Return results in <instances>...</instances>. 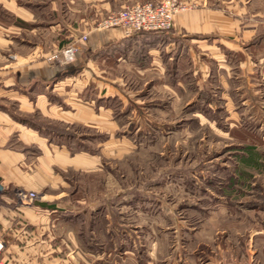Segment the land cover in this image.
I'll return each mask as SVG.
<instances>
[{
	"label": "rangeland",
	"instance_id": "1",
	"mask_svg": "<svg viewBox=\"0 0 264 264\" xmlns=\"http://www.w3.org/2000/svg\"><path fill=\"white\" fill-rule=\"evenodd\" d=\"M75 3L82 0H55L53 14L81 27ZM0 15H11L2 1ZM92 57L94 65L77 66V118L67 130L76 164L55 166L62 193L52 203L72 218L62 235L76 232L77 247L94 253L113 251L89 264H264V95L252 91L264 94L261 80L218 69L210 57L205 72L178 68L159 81Z\"/></svg>",
	"mask_w": 264,
	"mask_h": 264
},
{
	"label": "crops",
	"instance_id": "2",
	"mask_svg": "<svg viewBox=\"0 0 264 264\" xmlns=\"http://www.w3.org/2000/svg\"><path fill=\"white\" fill-rule=\"evenodd\" d=\"M1 1L11 14L0 15L2 257L8 264H89L107 258L112 250L94 253L77 247L78 235L70 229L62 235L60 225L71 224V212L62 209L61 202L52 203L62 193L61 174L55 166L62 167L64 163L66 167L70 160L75 166L78 156L69 151L76 137L67 131L77 118L76 108L72 107L77 95V66L94 65L95 54V58L118 63L126 72H134H127L133 77L159 81L168 79L178 68L184 75L205 72L206 59L210 57L218 69L230 73L234 70L236 74L238 69L240 74L261 80L262 87L264 0H182L190 7L174 14L170 29L131 35H125L119 26L98 28L93 24L125 6L158 0H82V4H74L81 27L77 18L65 23L59 12L57 17L53 14L57 9L55 0L48 4L52 15H47L48 5L44 1ZM61 31L67 34L65 38L61 39ZM45 32L52 33L51 42L47 43L52 51L66 39L76 41L75 59L66 64L48 60L52 51H44ZM82 35H86L84 40L80 39ZM228 53L243 56L237 62L227 60ZM184 86L187 88L188 84ZM252 91L264 95L257 88ZM61 96L68 105L63 111L56 100ZM262 104L260 110L264 108ZM47 114L52 119L45 120ZM29 191L41 195L26 203L24 195ZM80 256L87 258L85 263H78Z\"/></svg>",
	"mask_w": 264,
	"mask_h": 264
},
{
	"label": "built area",
	"instance_id": "3",
	"mask_svg": "<svg viewBox=\"0 0 264 264\" xmlns=\"http://www.w3.org/2000/svg\"><path fill=\"white\" fill-rule=\"evenodd\" d=\"M189 7L190 5L182 0H158L134 3L108 13L99 21L98 28L119 26L123 29L125 35L143 31H165L171 28L174 14L182 12ZM85 38L86 35L80 37L83 40ZM77 50L78 46L74 41L73 43L66 44L58 52H53L47 59L69 61ZM24 196V199L28 202L37 198V194L33 191L27 192ZM2 248L3 244L0 241V264H8L2 257Z\"/></svg>",
	"mask_w": 264,
	"mask_h": 264
}]
</instances>
